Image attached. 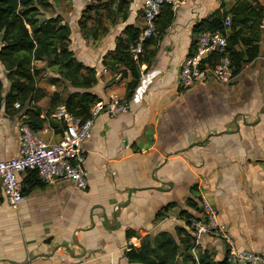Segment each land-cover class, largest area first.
Returning <instances> with one entry per match:
<instances>
[{
	"label": "crops",
	"instance_id": "obj_1",
	"mask_svg": "<svg viewBox=\"0 0 264 264\" xmlns=\"http://www.w3.org/2000/svg\"><path fill=\"white\" fill-rule=\"evenodd\" d=\"M221 2L225 9L233 4L176 0L171 25L149 65L140 67L145 78L139 79L127 110L114 115L109 113L111 98L124 99L130 76L122 78V68L108 69L102 60L126 25L142 29L140 6L131 0L127 20L85 39L79 17L70 21L72 17L53 4L54 16L71 30L69 47L75 58L96 71L97 82L89 91L102 108L83 145L87 188L80 191L69 181L45 185L25 194L16 209L0 193V264H138L126 260L129 246L138 247L145 235L152 240L161 232L176 239L175 229L185 226L180 211L199 214L184 204L186 198L198 208L200 200L209 203L238 249L264 256V19L259 54L231 85L213 79L187 89L176 84L191 52L193 25ZM259 2L264 7V0ZM1 76L0 65V80L7 84ZM65 86L64 97L77 91ZM40 88L44 97L37 105L44 113L58 88L50 82ZM21 124L20 113L0 110V160L17 154ZM41 132L46 143L59 139L47 123L37 134ZM26 176H19L21 188L26 187ZM170 203L175 206L156 217ZM200 250H207L214 261L227 252L217 234L197 239L190 251L196 261Z\"/></svg>",
	"mask_w": 264,
	"mask_h": 264
},
{
	"label": "trees",
	"instance_id": "obj_2",
	"mask_svg": "<svg viewBox=\"0 0 264 264\" xmlns=\"http://www.w3.org/2000/svg\"><path fill=\"white\" fill-rule=\"evenodd\" d=\"M52 0H0V65L3 67L7 84L0 80V110L5 113H20L22 123L38 132L47 123L54 134H60L63 129L61 121L52 115L59 105L82 119L89 117L90 109L100 99L89 89L97 82L96 71L92 67L79 62L70 49L69 36L71 30L59 15L48 14ZM131 0H96V3L86 5L78 21V27L83 37L97 38L106 33L108 21L114 25L117 20L124 22L128 18ZM173 5L165 4L155 20L153 35L142 46V53L134 59L129 53V47L137 40L141 28L126 25L117 37L112 51L102 60V65L108 69L122 68V78L130 76L125 87L124 99L129 101L142 71L141 65H149L156 50V44L161 39L173 21ZM230 16V26L225 33L224 18ZM264 19V7L259 0H233V4L224 8L221 2L219 8L193 25L190 50L194 46L197 34L219 31L226 35V55L230 61L232 76L236 77L242 67L253 61L260 51L261 29ZM190 54V53H189ZM216 59L217 56H211ZM43 62L44 67L35 63ZM54 73L57 77L49 80L51 85L61 84L62 91H54L49 97L47 110L42 113L38 102L44 97L38 86L40 71ZM147 69V67H146ZM145 69V70H146ZM47 73V72H46ZM67 83L77 90L68 92ZM17 103L18 108H14ZM26 187L22 192L28 194L32 189L45 186L34 171L27 172ZM184 204L199 212L193 199L186 198ZM175 206L170 203L156 213L159 217ZM184 227L175 229V236L166 232L157 234L152 240L148 235L141 238L138 247L129 246L124 252L126 260L138 264H187L194 259L190 253L194 248L195 237L187 231L190 221L196 219L185 210L180 211ZM198 264H228L226 257L214 261L207 250H200L197 256Z\"/></svg>",
	"mask_w": 264,
	"mask_h": 264
},
{
	"label": "built area",
	"instance_id": "obj_3",
	"mask_svg": "<svg viewBox=\"0 0 264 264\" xmlns=\"http://www.w3.org/2000/svg\"><path fill=\"white\" fill-rule=\"evenodd\" d=\"M140 6L143 27L135 41L129 47V53L137 59L142 53L144 42L149 39L155 29V20L165 4L176 3V0H133ZM230 26V16L223 21L225 33ZM262 27V25H260ZM226 35L219 31H204L196 35L190 54L182 62L176 77L177 87L187 89L213 79L220 84H227L232 76L230 61L226 55ZM216 55L213 59L211 56ZM145 75H140L143 80ZM116 96L111 98L109 113L125 112L127 103ZM14 104V108H18ZM99 103L89 112L87 119L70 114L63 105H59L53 117L63 124L57 142L46 143L27 124L18 129V150L11 158L0 160V193L4 202L16 209L24 200L19 181L20 174L34 171L38 179L45 185L60 181H69L80 191L87 188L84 143L91 135L94 119L101 110ZM200 213L187 226L194 236L217 234L226 244V261L228 264H264V256L251 250L238 249L232 238L227 234L224 224L218 220L216 210L206 201H198Z\"/></svg>",
	"mask_w": 264,
	"mask_h": 264
},
{
	"label": "rangeland",
	"instance_id": "obj_4",
	"mask_svg": "<svg viewBox=\"0 0 264 264\" xmlns=\"http://www.w3.org/2000/svg\"><path fill=\"white\" fill-rule=\"evenodd\" d=\"M101 1L105 2L106 0H101ZM51 2H52L51 9L47 11L46 15L53 14L54 13V7L55 8L60 7L63 12H66L69 14V17H72L70 20V21H72L75 19V17H79V19H80L81 15H82V11L85 9L86 5L94 4V3H96V0H52ZM53 4H54V7H53ZM72 24H73V22H72ZM108 24H109L108 21L103 22V25H108ZM76 41H77V38L75 39L73 37L72 41H71L73 46L75 45ZM35 64L37 67H44L45 66V64L43 62H37ZM46 72L48 73L49 71H45V69L40 71V74H39L40 79L38 82L39 88H40V86H42V87L45 86L47 88V85H49V79L50 78L48 77ZM3 81H4V78H3ZM233 81L234 80H232L231 82H229L227 84H224V86L225 85H231L230 83H233ZM54 86L56 88H58V91H62L61 90V88H62L61 84H56ZM40 89L42 92H44V90L42 88H40ZM44 107H45V105H44ZM39 136L44 140L45 133L41 132V133H39ZM198 213H200V210ZM189 233H190V231H189ZM190 235H192V234L190 233ZM192 236L195 237V242H197V239L201 238L203 235H200V236L192 235ZM195 254L197 255L196 249L192 251V255L194 256ZM187 264H198V263L196 261V258H194V260L192 262H188Z\"/></svg>",
	"mask_w": 264,
	"mask_h": 264
}]
</instances>
